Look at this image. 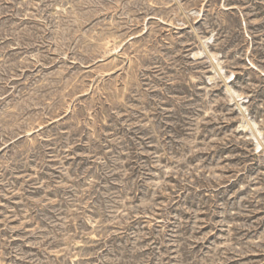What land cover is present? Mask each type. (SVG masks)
Masks as SVG:
<instances>
[{"label":"rangeland","instance_id":"rangeland-1","mask_svg":"<svg viewBox=\"0 0 264 264\" xmlns=\"http://www.w3.org/2000/svg\"><path fill=\"white\" fill-rule=\"evenodd\" d=\"M0 264H264V0H0Z\"/></svg>","mask_w":264,"mask_h":264},{"label":"bare ground","instance_id":"bare-ground-1","mask_svg":"<svg viewBox=\"0 0 264 264\" xmlns=\"http://www.w3.org/2000/svg\"><path fill=\"white\" fill-rule=\"evenodd\" d=\"M220 65V64H219ZM252 132V131H251Z\"/></svg>","mask_w":264,"mask_h":264}]
</instances>
